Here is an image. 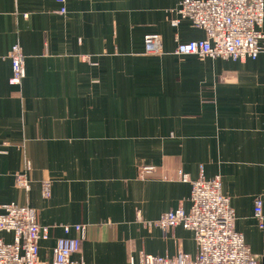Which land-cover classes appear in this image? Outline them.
<instances>
[{
    "label": "crops",
    "instance_id": "obj_1",
    "mask_svg": "<svg viewBox=\"0 0 264 264\" xmlns=\"http://www.w3.org/2000/svg\"><path fill=\"white\" fill-rule=\"evenodd\" d=\"M179 1L0 0V204L37 210L49 227L39 241L44 264L62 226L73 224L85 225L72 254L82 264H138L180 251L194 259L191 231L142 221L187 211L190 181L200 176L220 178L234 229L264 264V54H175L177 41L205 35L188 20L170 25ZM147 33L161 35L162 53L145 52ZM15 43L24 55L19 86L8 83ZM25 158L28 191L14 178ZM44 179L52 180L48 198ZM258 196L262 227L253 215Z\"/></svg>",
    "mask_w": 264,
    "mask_h": 264
},
{
    "label": "built area",
    "instance_id": "obj_2",
    "mask_svg": "<svg viewBox=\"0 0 264 264\" xmlns=\"http://www.w3.org/2000/svg\"><path fill=\"white\" fill-rule=\"evenodd\" d=\"M63 1V0H61ZM64 12L65 9L61 8ZM170 25L176 27L181 20L203 30L204 37L185 42L177 41L174 53L192 54L200 59L222 58L225 60L255 59L264 54V0H180L169 9ZM147 54L162 53V38L157 33L143 36ZM11 75L8 83L21 85L25 76L24 55L15 43L9 51ZM31 161L25 158L24 171L16 173L15 184L28 191L30 181L27 171ZM152 167H144L149 172ZM180 181H190L187 173L179 172ZM189 209L181 206L163 212L154 222L142 221L146 227L158 225L164 232L182 226L192 232L196 255L180 251L173 257L143 255L138 264H261L244 241L243 235L234 229V211L229 198L221 192L219 177L203 176L190 181ZM51 179L41 182V195L48 198ZM262 199H254L253 215L263 226ZM0 264H44L38 258L39 241L48 237V226L41 225L37 210L16 202L0 204ZM73 229L77 235L68 236ZM64 236L58 238L53 248L50 264H82L72 258L84 237V224L63 225ZM4 235H11L7 240ZM130 264H133L131 261Z\"/></svg>",
    "mask_w": 264,
    "mask_h": 264
},
{
    "label": "rangeland",
    "instance_id": "obj_3",
    "mask_svg": "<svg viewBox=\"0 0 264 264\" xmlns=\"http://www.w3.org/2000/svg\"><path fill=\"white\" fill-rule=\"evenodd\" d=\"M145 47V46H144ZM146 52V51H145ZM153 55H157V54H153ZM11 75V74H10Z\"/></svg>",
    "mask_w": 264,
    "mask_h": 264
}]
</instances>
